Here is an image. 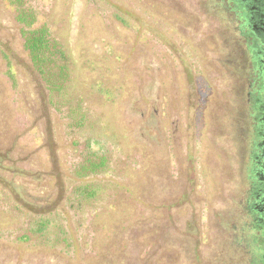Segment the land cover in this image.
<instances>
[{"label":"rangeland","instance_id":"rangeland-1","mask_svg":"<svg viewBox=\"0 0 264 264\" xmlns=\"http://www.w3.org/2000/svg\"><path fill=\"white\" fill-rule=\"evenodd\" d=\"M179 1L181 5L175 1L166 10L161 0H153V8L145 0H118L129 11L121 13L123 21L112 16L113 9L105 0H78L70 23L74 0H57L54 14L71 27L70 35L66 26L63 35L68 39L74 87L89 97L103 133L112 134L106 146L113 157L114 172L96 179L115 178L142 202L152 201L163 210L162 216L157 213L155 237L165 240L168 249L163 254L170 259L168 264H201L216 248L214 223L221 222L220 198L227 195L233 170L228 154L221 157L215 143L214 119L223 93L209 56L202 59V48L210 47L202 36L204 17L189 13L193 5L198 7L195 0ZM182 7V16L172 11L179 8L182 12ZM5 12L0 10V38L7 53V60L0 55V143L15 140L22 145L29 141V148L39 139H35L24 111L33 102L36 109L39 93L17 25L11 13ZM7 72L13 73L14 79ZM155 97L159 110L153 116L158 122L153 125ZM50 111L56 114L54 120L61 121L56 110ZM53 128L55 138H59L54 145L58 156L73 160L74 148L65 128L62 124ZM76 148L80 151L83 147ZM165 183L178 189L168 200L161 193ZM107 192L112 199L116 195L114 203L120 208L147 213L141 201L127 200V193ZM95 203L111 202L101 197ZM108 216L104 209L94 221L99 223L97 227L109 221ZM174 217L178 219L174 221ZM88 221L89 217L75 213L71 223L78 227V237H84L81 226ZM167 231L173 238L165 237ZM97 235H103L102 226ZM230 260L227 264H232Z\"/></svg>","mask_w":264,"mask_h":264},{"label":"trees","instance_id":"trees-1","mask_svg":"<svg viewBox=\"0 0 264 264\" xmlns=\"http://www.w3.org/2000/svg\"><path fill=\"white\" fill-rule=\"evenodd\" d=\"M56 1L0 0V10L6 11L5 15L10 12L17 25L39 93L36 109L33 102L24 111L38 144L28 148L29 141L22 145L15 140L0 143V264H168L171 261L163 254L168 249L165 240L155 237L157 213L162 216L163 210L152 201L142 202L128 185L115 178L96 179L97 175L114 172L113 157L106 146L112 134L103 133L89 97L74 87V68L63 29L67 27L69 36L68 23L74 21L78 0L72 4L68 23L55 18ZM105 1L113 9L112 16L123 21L121 13L128 9L118 0ZM175 1L161 0V5L168 10ZM231 1L240 5V0ZM145 2L153 8V0ZM4 47L0 38V55L7 60ZM8 74L14 79L13 73ZM99 83L101 86L102 81ZM51 108L59 113L61 121L53 119L56 114ZM61 124L74 148L71 161L59 157L54 147L59 138H55L52 128ZM77 145L83 148L78 151ZM113 189L123 196L127 193L131 202L141 201L147 213L117 206L116 195L112 199L107 192ZM101 197L111 203L96 204ZM163 207L167 209V205ZM104 209L111 218L97 227L99 223L94 221ZM77 212L89 217L88 223L81 226L85 232L81 238L77 236L78 227L71 223ZM101 226L103 235L99 236ZM251 232L255 233L252 248L257 264L263 230L252 227ZM250 233L246 234L248 238ZM239 243V249L247 253L246 243ZM238 260L232 263L238 264Z\"/></svg>","mask_w":264,"mask_h":264},{"label":"flooded vegetation","instance_id":"flooded-vegetation-1","mask_svg":"<svg viewBox=\"0 0 264 264\" xmlns=\"http://www.w3.org/2000/svg\"><path fill=\"white\" fill-rule=\"evenodd\" d=\"M195 1L198 7L193 5L189 13L204 17L202 36L210 42L209 49L202 48V59L209 56L223 93L214 119L215 143L221 157L228 154L233 170L227 195L220 198L221 222L214 223L216 248L206 254L202 264H225L235 258L238 264H255L252 227L263 230L257 264H264V0H240L243 8L231 0ZM176 3L181 5L179 0ZM182 8V12L179 8L172 11L182 16ZM153 102L151 122L155 125L158 118L153 116L159 110L156 97ZM173 191L178 189L165 183L161 192L164 200ZM249 233L251 238L246 235ZM165 237L171 238V232ZM238 240L246 243L247 253L239 249L242 245Z\"/></svg>","mask_w":264,"mask_h":264}]
</instances>
